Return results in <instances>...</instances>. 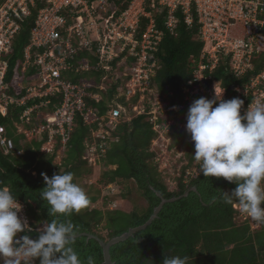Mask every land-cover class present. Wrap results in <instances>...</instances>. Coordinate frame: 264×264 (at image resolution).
I'll list each match as a JSON object with an SVG mask.
<instances>
[{
    "label": "trees",
    "instance_id": "1",
    "mask_svg": "<svg viewBox=\"0 0 264 264\" xmlns=\"http://www.w3.org/2000/svg\"><path fill=\"white\" fill-rule=\"evenodd\" d=\"M4 1L0 0V5ZM131 1L108 0V3L112 9L120 13L128 8ZM145 5L146 8H151L149 1H146ZM37 10L34 8L23 22L8 56L10 64L6 78L11 84L10 92H15L13 79L16 74H21L22 80L26 82L27 77L37 71L34 66H30L26 72L22 70L24 50L30 41V30L34 25ZM151 10L158 27L164 30L163 39L158 43L157 50L153 51L156 67L155 74L151 77V85L157 89L159 95L168 99L171 105L178 109L173 110L174 123L170 125L172 129L170 137L171 146L181 145L187 150L189 162L184 167V173L185 169L195 162V144L190 133L183 131L180 124L187 121L189 107L195 100L201 97L210 98L207 95H193L186 99L182 86L193 78L196 67L193 60L200 58L204 43L200 37V24L196 12H193V24L188 25L183 13L178 10L176 12L178 21L170 30L166 27L168 9L157 6ZM147 21V18H142L139 31L146 28ZM90 55L88 50H84L73 62L79 64ZM90 57L95 63V56ZM116 61L112 62L114 66ZM262 68L264 50L256 53L254 69L242 77L236 76L230 70L228 61L223 60H220L212 75L215 79L221 80L229 100L234 98V86L245 84ZM90 73L96 75L97 81H100L101 72L93 70ZM85 76L86 72L67 71L66 77L72 82H80ZM88 89L96 90V87L91 85ZM116 89L114 85L112 93ZM24 92L25 90H21L18 96ZM105 96L106 94L101 102L89 100V104L105 112L106 98L109 94L106 98ZM49 98L51 101L47 105L33 109L30 121L24 124L26 129L38 127L44 118L62 103L61 94L50 95L45 99ZM39 100L40 98L29 99L23 105L10 104L7 115L3 116L0 113V124L5 126V136L12 141V145L7 146L0 140V186H7L14 197L24 203L33 231L21 233L19 236L27 234L34 240L38 239L43 224L52 219L48 215L46 202L40 198V191L46 187L41 174L46 173L51 178L60 171L72 172L74 182L78 183L85 174L92 171L87 159L84 158L85 141L91 136V128L79 115L75 119V127L69 139L63 146L66 156L60 163L54 162L55 152L41 151V146L47 138L46 134L41 139L34 136L28 141L25 132H18L16 122H21L20 116L24 110ZM145 110L133 116L130 121L121 122L115 131L118 141L110 143L103 158L105 166L115 165V168L104 170L97 181L99 187L90 188L88 207L68 217L79 227V234L86 232L109 240L145 223L153 214L155 207L161 203L162 197L170 199L189 190L188 195L166 202L158 216L146 228L135 232L126 240L113 244L110 248L113 261L116 264H163L165 256H187L189 264H264V224L252 229L248 221L240 218L241 211L234 205L225 203L221 198L222 191L230 193L237 187L235 183H230L224 178L205 177L199 171L190 177L188 183H184L181 177L177 188L169 189L159 172L156 154L151 149L156 131L150 120L149 107ZM167 118L162 120H168ZM61 146L62 143L57 142L56 148ZM197 165L199 166L198 163ZM130 182L134 186L129 185ZM111 183L117 185L126 183L123 192L120 193L123 200L128 197L132 199V194L136 193L146 204L136 205L130 211L122 208L105 211L98 206L95 207L99 204L101 190ZM194 186L196 190L192 189ZM102 196L104 203L112 197ZM73 247L85 264L88 257H93L95 264H105L103 247L96 238L79 235ZM35 264H40L38 258Z\"/></svg>",
    "mask_w": 264,
    "mask_h": 264
},
{
    "label": "built area",
    "instance_id": "2",
    "mask_svg": "<svg viewBox=\"0 0 264 264\" xmlns=\"http://www.w3.org/2000/svg\"><path fill=\"white\" fill-rule=\"evenodd\" d=\"M146 1H149L150 9L146 8ZM157 6L168 9L166 27L170 30L178 21V10L183 13L188 25L193 24V12L198 16L204 47L200 58L193 60L196 62L193 78L182 86L186 99L204 94L213 99L216 84L220 89L225 88L221 80L212 75L220 60L228 61L230 70L242 77L254 68L255 54L264 50V0H132L128 8L120 13L111 8L108 0H5L0 5V113L6 115L10 104L23 105L29 99L40 98L22 113L20 118L24 125L30 121L33 109L51 101L50 98L45 99L47 96L61 94L62 103L38 127L23 129L21 126L19 131L25 132L27 137L29 133L34 136L46 134L42 149L47 148L49 150L44 151L52 152L57 142L65 145L79 115L91 128L84 158L92 164L95 158L103 156L110 141L118 140L114 131L121 122L132 118L127 116L126 103L121 102V73L118 72L121 56L125 57L129 53L136 60L133 64L136 73L132 74L123 94L128 101L132 100V116L149 107L150 120L154 122V130H157L155 120L159 107L171 105L161 95L153 99L148 95V92L153 91L150 87L151 77L156 67L153 51L157 50L164 36V30L158 27L151 10ZM34 8L38 10L30 30V41L24 50L23 70L34 66L37 71L32 80L21 81L20 87L17 85L20 90L10 92L11 84L6 78L8 56L23 22ZM142 18L148 21L146 28L139 31ZM239 22L244 25V36L232 34ZM84 50H88L90 56H95V63L90 56L79 64L74 63V59ZM114 60H117L116 67L112 63ZM93 70L101 72V84L82 80L72 82L66 77L67 71L89 74ZM110 72L117 89L110 96L112 103H107L106 111L102 112L89 104V100L97 103L102 101L104 92H108L104 83ZM91 85L96 90L88 89ZM233 88L235 98L244 101L241 109L243 114L252 101L264 99V68L252 75L245 84ZM21 90L25 92L18 96ZM226 91L225 88V100ZM146 98L150 102L146 103ZM3 132L4 128L0 125V139L6 141ZM8 144L12 145L11 140H8ZM115 185H107L103 195L114 194ZM106 188L109 190L107 193ZM20 204V215L26 217L29 223L25 205Z\"/></svg>",
    "mask_w": 264,
    "mask_h": 264
},
{
    "label": "clouds",
    "instance_id": "3",
    "mask_svg": "<svg viewBox=\"0 0 264 264\" xmlns=\"http://www.w3.org/2000/svg\"><path fill=\"white\" fill-rule=\"evenodd\" d=\"M27 69L22 70L26 72ZM32 78L33 75L27 77L26 82ZM21 81L24 82L22 78ZM113 86L104 92L106 96L109 94L107 98L105 96L107 103ZM224 91L225 88L220 89L216 84L213 99L207 95L210 99L201 97L190 105L186 130L195 144L194 159L199 164L200 173L235 183L237 187L230 193L222 191L221 198L236 208L238 204L242 213L259 223L252 228L257 229L264 224V99L252 101L241 114L244 101L235 95L225 100ZM16 125L18 132H23L19 131L23 122H16ZM2 126L6 141L0 140L8 146L10 139L5 136V126ZM114 135L117 136L115 131ZM41 175L46 187L40 191V198L46 202L52 219L43 224L36 240L27 234L19 236L33 231L30 221L28 223L27 218L20 215L22 202L7 186H0V264H35L37 258L40 264H85L73 247L80 229L68 217L88 207L90 199L86 191L74 182L72 172L60 171L51 178L46 173ZM87 264H95L94 258L88 257ZM163 264H189V257L165 256Z\"/></svg>",
    "mask_w": 264,
    "mask_h": 264
},
{
    "label": "rangeland",
    "instance_id": "4",
    "mask_svg": "<svg viewBox=\"0 0 264 264\" xmlns=\"http://www.w3.org/2000/svg\"><path fill=\"white\" fill-rule=\"evenodd\" d=\"M232 34L236 35V36H244L245 35L244 25L241 22H239L235 26ZM133 57L134 56L130 55L129 53H126L125 57H121V69L118 70V72L121 73V102L126 103V108L128 110L127 116H129V117H133L132 116L133 112H131L132 111L131 110L132 109V107H131V101L132 100L128 101L127 98H125L126 96L123 94V91H125L127 89L126 88L127 83L130 84L129 80L132 77V74L136 73V71H134V69H133V64H134V62H136V60ZM111 75H112V73L110 72L109 78L104 83V85L106 87H108V89L113 84V79H112V77H110ZM114 77H115V75H114ZM21 78H22L21 74H16V78L13 79L14 85H16V90H20V88H18V86L20 87ZM97 80H98V77L96 75H94L93 73H91L90 75L87 74V76L83 77V79H82V81L89 82L92 84L97 83L98 82ZM100 84H101V81H100ZM150 87L152 88L153 91L148 92V95L151 96V99H153L156 95H159V94H158V91L155 87H153V86H150ZM149 98H146V103H148V101L150 102ZM133 102H135V100H133ZM108 103L111 104L112 101L110 102V100H109ZM146 106H147V104H146ZM159 108H160V111H158L156 113L157 120H155V122H157V125H156L157 130H155L156 135H155L154 139L152 140L151 149L156 154L155 160L159 164L158 165L159 166V172L162 176V179L166 182L169 189L174 190L177 188L178 181L181 177L184 179V183H188L190 181V177L192 175H195L200 170L198 168L199 166L197 165L198 162L195 161L194 164L190 167H187L185 169V172L183 173L184 167L186 165H188L189 159H188V153H187V150L185 149V147H183L181 145L171 146L172 139L170 137V133L172 132V129H171L170 125L172 123H174V120L172 119L173 118L172 106L171 105H164V106L159 107ZM167 116H169L170 118H167ZM163 118H167L168 120L163 121L162 120ZM154 119H156V117H154ZM186 124H187V121L180 124V128L183 131H187L186 130ZM153 126H154V122H153ZM23 127H24V125H23ZM24 129H25V127H24ZM43 135H45V134H43ZM42 136L39 135L38 138L41 139ZM28 137H27L28 138L27 140L29 141L32 139V137H34V134L29 133ZM54 142H56V140ZM48 147L50 148V146H48ZM44 150L48 151L49 149L47 150V148H44ZM44 150L41 148V151L46 153V151H44ZM53 152L56 153V158H54V162H56V163H60L61 159L66 156L65 149L62 146L59 148H54L52 152H48V153H53ZM103 158H104V155L99 156V158H95L94 163H92V164H90L89 159H87L88 166L90 165V167L92 168V171H91V173L85 174L82 177V179H80L78 182V184L86 191L87 195L89 192H91L90 188H94V186L99 187V185L97 184V181L99 180V177L104 170H106L107 168H115L114 165L105 166ZM114 184H116V183H114ZM125 184L124 183L120 184L121 187H120V185L116 184L115 188H113V190L115 191L114 194H112L111 195L112 197L107 199L105 203L102 200L103 191L101 190L100 198L98 201L99 204L95 205V207L98 206L105 211L112 210V209H120V208L127 210V211H130L136 205H145L146 204L145 200L137 197L138 194H136V193L132 194V196H133L132 199L130 197L126 198V200H123L121 198L120 193L123 192V186ZM128 184L131 186H134L131 182ZM107 192H109V190L106 188V193ZM236 206L239 208L238 204H236ZM247 217L248 216L246 214L240 212V218L243 221H245V219H247ZM248 221L252 225L253 224L257 225V223L249 217H248ZM252 225H251L252 228L255 227V225L254 226H252ZM101 231L106 232V230H101Z\"/></svg>",
    "mask_w": 264,
    "mask_h": 264
},
{
    "label": "water",
    "instance_id": "5",
    "mask_svg": "<svg viewBox=\"0 0 264 264\" xmlns=\"http://www.w3.org/2000/svg\"><path fill=\"white\" fill-rule=\"evenodd\" d=\"M192 189L196 190V187L194 186ZM188 193H189V190L186 191L181 196L172 197L170 199L162 197L161 203L155 207L153 214L150 216V218L145 223H143L139 226H136V227H132L128 231L122 233L121 235L115 236L109 240H104L97 235H94L91 233H86V232L80 233L79 235H87L89 238H96L103 247L104 263L105 264H116L113 261V259L111 257V252H110V248L113 244L118 243V242L123 241V240H126L128 237L132 236L135 232L146 228L158 216L160 210L162 209L163 205L166 202L171 201V200H176L178 198H181L182 196H186V195H188Z\"/></svg>",
    "mask_w": 264,
    "mask_h": 264
}]
</instances>
